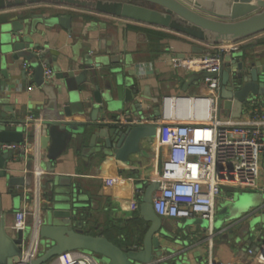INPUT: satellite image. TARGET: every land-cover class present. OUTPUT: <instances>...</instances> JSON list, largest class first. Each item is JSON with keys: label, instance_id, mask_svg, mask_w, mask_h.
I'll return each instance as SVG.
<instances>
[{"label": "crops", "instance_id": "obj_1", "mask_svg": "<svg viewBox=\"0 0 264 264\" xmlns=\"http://www.w3.org/2000/svg\"><path fill=\"white\" fill-rule=\"evenodd\" d=\"M76 1L39 0L0 7V23L20 19L18 17L22 16L19 14H23L25 31L32 28V41L39 43L33 51H45V64L53 71H56L55 68L66 70L69 65H73L76 71L82 70L84 66H94L93 70L100 76L106 67H115L121 73L122 82L131 84L137 90L134 98L139 100L144 112L149 115L160 109L161 98L165 95L209 92L203 78L191 82L184 92L183 82L189 73L171 66L170 58H185L214 51L217 43L200 41L172 27L146 24L99 10L93 5L95 0H88V5H82L80 2L83 0ZM106 1L103 0L105 8ZM196 1L201 8L217 14L226 11L222 0ZM58 14L71 18L69 29L52 19ZM243 39L245 41L240 50L229 53L234 57L255 58L257 62L264 63V29ZM97 63L98 67L95 66ZM21 70H25L26 74L21 73ZM92 74V71H88L87 76L91 77ZM33 76L34 69L21 59L15 67L0 63V117L17 122L25 121L29 114L38 118L37 121L25 122L27 134L24 138L28 141L26 152L34 156L30 160V168L26 164L28 156H19L17 163H11L12 158L6 159L7 174L0 173V210L7 232L15 234L12 228L14 212L20 207L33 205L35 198L41 204L39 217L42 220L43 209L48 205V193L58 189L69 191L76 201V223H80L79 227L84 232L94 235L103 233L121 247L139 244L148 226L138 213L139 193L146 183L158 177L165 154V149L157 142L160 127H157L154 136L139 140L141 150L132 152L128 156V163L120 162L107 152H82L87 140L80 147L75 140H71L51 157L41 158L40 153L44 154L46 150L41 147L39 138L36 141L32 135L33 130H38L39 135L44 133L39 106L45 104L47 95L35 85ZM55 81L60 82V79ZM105 81L101 77L96 79L102 91L105 90ZM111 82L113 84L112 79ZM85 87L92 88L90 83ZM61 88L64 93L67 91L66 87ZM254 106L262 109L264 97L261 100L251 99L244 104L241 116ZM220 111L221 115L230 116V109L221 108ZM156 119L159 120V117ZM100 143L101 146L105 145L102 139ZM35 165L41 171L38 189H33L35 178L32 168ZM19 176L26 177L29 184L9 182L11 177L17 179ZM259 177L257 187L238 191L243 196L240 207L234 208L230 204L234 188L222 187L214 214L216 216L221 211L222 217L219 219L226 222L221 229L216 228L213 222L205 230L197 225L183 227L186 219H162L167 232L161 238V245L167 251L163 256L166 262L172 264L177 260L181 264H209L213 260L217 264H264L255 258L253 251L248 252L249 248L254 250L264 243V224L261 225L262 236L247 234L241 227L238 228V225H244L248 214L255 211L254 208L242 211L247 207L243 204L248 205L250 202L246 197L254 199L258 192L264 191V152L261 155ZM27 188H30L28 193L25 192ZM234 212L237 217L226 221Z\"/></svg>", "mask_w": 264, "mask_h": 264}, {"label": "water", "instance_id": "obj_2", "mask_svg": "<svg viewBox=\"0 0 264 264\" xmlns=\"http://www.w3.org/2000/svg\"><path fill=\"white\" fill-rule=\"evenodd\" d=\"M39 0H0V7L14 4L33 3ZM77 2L76 0H65ZM89 1H81L88 5ZM104 7L103 0H95L93 5L99 10L113 13L126 19H133L142 23H149L162 27H172L183 34L190 35L200 41L220 43L223 41H237L252 36L264 29V0H222L226 11L217 14L201 8L196 0H107ZM87 3V4H86ZM22 17L12 21L0 23V63H8L15 67L21 59L28 62L34 69L33 81L42 88L47 95L45 104L39 106V117L43 119L44 133L39 135L40 145L46 152L40 157L52 156L65 148L67 143L75 140L80 147L87 140V146L82 152H105L112 154L122 163H128V156L132 152H139V140L150 138L156 134L157 127L162 126L156 117L160 116V109L149 115L144 112L142 105L134 94L137 90L121 80V73L115 67H106L104 72L93 70L94 66H84L76 71L73 65L68 69L53 71L51 80H45L42 64L46 63L45 51H33L39 45L32 41L31 33L25 31ZM63 28L69 29L70 17L56 15L52 18ZM223 65L218 72H191L183 82L186 92L191 82H196L205 76H217L219 87L217 102L219 110L230 109V116H241L244 104L251 99L264 97V63L255 58L245 59L234 57L226 52L223 55ZM99 66V63L95 65ZM4 73V70L1 69ZM21 73L26 74L25 70ZM88 71L92 76L88 77ZM104 78L105 90H101L96 79ZM54 79V80H53ZM55 79H60L55 81ZM113 81V84L111 82ZM58 82V84H57ZM90 83L91 89L85 85ZM66 87L67 91L61 87ZM116 95V96H115ZM263 101V100H262ZM39 118V119H40ZM104 119V120H103ZM20 123V124H18ZM21 123L23 125H21ZM109 126V127H108ZM25 121H15L0 117V144L3 142H20L27 134ZM36 130H33L35 137ZM101 139L105 145L101 146ZM109 149V150H107ZM16 155L13 159V156ZM19 156H28L27 168L33 159L31 153L19 149H3L0 146V173L7 174L6 159L17 163ZM9 182L29 184L24 176L11 177ZM56 184V183H55ZM159 181L152 179L146 183L139 193L138 213L140 218L148 223L142 235L141 242L121 247L103 233L90 234L84 232L76 223L77 203L69 195V191L58 189L49 192L48 205L43 209V222L38 229L39 242L43 243L34 257H24V248L31 237L30 225L15 231L14 235L7 232L4 217L0 210V264H46L54 257L65 251L83 250L93 253L102 264H168L163 257L167 251L161 245V238L167 235L163 228L162 218L153 208L152 192L158 187ZM45 184L42 183V187ZM240 193L234 192L230 202L232 207L242 204ZM250 199L249 204L242 211L254 208L248 214L244 225H238L247 234L262 236L261 225L264 224V191L258 192L257 197ZM233 209V208H232ZM240 210V209H239ZM241 211H239L240 214ZM221 211L217 213L216 228H223L224 219ZM237 217L231 213L227 219ZM197 225L208 229L207 219L195 216L186 219L183 227ZM261 246L252 248L258 251ZM172 264H181L174 260Z\"/></svg>", "mask_w": 264, "mask_h": 264}, {"label": "built area", "instance_id": "obj_3", "mask_svg": "<svg viewBox=\"0 0 264 264\" xmlns=\"http://www.w3.org/2000/svg\"><path fill=\"white\" fill-rule=\"evenodd\" d=\"M223 41L215 45L214 51H205L185 58L173 56L170 64L174 68L191 72H218L223 63L225 51H239L242 42ZM45 80H51L53 70L42 64ZM30 71V70H29ZM217 76H205L203 83L209 91L206 94H168L161 98L157 142L165 149L161 171L157 179L158 187L152 192V203L156 214L163 218L190 219L201 217L212 224L217 200L223 186L255 188L260 179L261 155L264 152V106H254L238 118L221 115L217 102L219 87ZM175 103L189 100L193 103L208 102L209 111L202 117L194 108L184 116L175 108L165 115V101ZM29 114L26 120L37 121ZM25 120V122H27ZM34 140L39 138L38 130ZM28 141L3 142V149L27 150ZM40 157V155H39ZM35 178L33 189L40 186L41 171L32 168ZM27 188L25 192H29ZM36 193V190L35 192ZM41 204L37 198L31 206L16 210L12 218L14 231L30 225L32 235L24 248V257H34L40 250L38 229ZM30 222V223H29ZM249 248L248 252L252 253ZM255 258L264 263V246L255 251ZM46 264H102L93 253L83 250L65 251ZM209 264H217L210 260Z\"/></svg>", "mask_w": 264, "mask_h": 264}, {"label": "bare ground", "instance_id": "obj_4", "mask_svg": "<svg viewBox=\"0 0 264 264\" xmlns=\"http://www.w3.org/2000/svg\"><path fill=\"white\" fill-rule=\"evenodd\" d=\"M164 104H165V109H164L165 115H169V113L172 112L175 108H178L183 113L184 116H188V114L190 115L194 108L201 111L202 117L206 116V114L209 111V104L204 100L195 104L189 100H182L179 101V103H175L174 100L168 99L165 101Z\"/></svg>", "mask_w": 264, "mask_h": 264}, {"label": "rangeland", "instance_id": "obj_5", "mask_svg": "<svg viewBox=\"0 0 264 264\" xmlns=\"http://www.w3.org/2000/svg\"><path fill=\"white\" fill-rule=\"evenodd\" d=\"M234 189V192H238V191H240V190H242V188L241 187H233ZM163 219H165V218H163ZM218 223V219H217V217L214 215V220H213V224L215 225V224H217ZM41 244H43V243H41L40 242V245Z\"/></svg>", "mask_w": 264, "mask_h": 264}, {"label": "trees", "instance_id": "obj_6", "mask_svg": "<svg viewBox=\"0 0 264 264\" xmlns=\"http://www.w3.org/2000/svg\"><path fill=\"white\" fill-rule=\"evenodd\" d=\"M139 218V217H138ZM141 219V218H140ZM137 220V219H136ZM139 220V219H138ZM140 228V226H138ZM117 243V242H116Z\"/></svg>", "mask_w": 264, "mask_h": 264}]
</instances>
